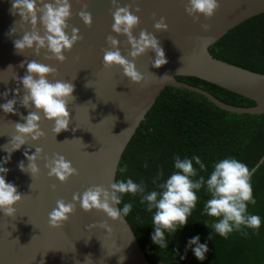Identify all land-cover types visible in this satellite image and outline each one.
Segmentation results:
<instances>
[{
    "label": "water",
    "instance_id": "water-1",
    "mask_svg": "<svg viewBox=\"0 0 264 264\" xmlns=\"http://www.w3.org/2000/svg\"><path fill=\"white\" fill-rule=\"evenodd\" d=\"M13 2L0 0V104L6 102L4 92L9 93L7 99L14 98L17 88L20 96L24 94L23 85L14 78L26 74L27 65H20L31 60L57 68L58 75L49 76V81L73 83L76 100L68 106L71 117L68 131L55 134L53 123L42 119L40 127L45 136L38 141L29 138L28 144L12 152L7 163H4L8 156L5 147L9 151L13 148L10 141L16 134L14 123L26 121L19 115L5 114L0 108V166L9 169L6 181L24 194L15 205V216L7 217L0 212V264H121L120 258L122 264H150L125 218L123 222L112 221L102 211L85 212L77 204L76 212L62 228H52L48 214L58 199L71 202L74 193L82 194L93 185L111 190L125 148L166 86L199 94L227 112L264 115V75L225 63L209 53V47L232 28L263 13L264 0H218L220 8L215 15L207 20L201 15L199 21L186 13L187 0H117L121 6L132 5L133 14L140 18L133 34L138 38L144 29L153 33L168 61L160 68L153 67L152 51L136 58V68L144 76L140 84L126 78L119 66H103L102 49L109 47L106 37L116 35L111 30L114 22L111 0H70L72 17L67 21L70 25L67 31L70 34L71 27L78 28L82 39L64 53V63L45 59L46 50H41L39 56L33 50L17 53L13 41L22 38L30 25L22 26L20 16L13 14ZM82 3L88 4L87 11L93 17L91 27L78 15ZM137 6L141 9L139 13L135 12ZM160 17L166 20L167 32L154 29ZM205 23L210 25V30L201 27ZM13 28L15 32L10 34ZM117 38L121 41L122 54L132 60L128 55L130 46L124 43L126 37ZM176 77L198 78L248 98L255 106L239 108L225 104L205 90L177 81ZM15 107L19 113L28 115L29 109L19 103ZM40 115L43 117V113ZM37 147L43 149L36 161L40 172L32 178L30 173L20 170L19 163L23 161L27 166L25 151L32 155ZM54 154L71 161L79 175L66 183L49 177L45 157ZM251 183L256 203L248 205V213L261 218L260 228L242 227L224 238L212 228L220 218H213L199 240L208 246L205 259L195 257L193 245L180 264H264V155L252 169ZM52 185H56L55 190ZM94 223L98 226L89 228ZM103 223L112 228L111 234L99 227Z\"/></svg>",
    "mask_w": 264,
    "mask_h": 264
},
{
    "label": "clouds",
    "instance_id": "clouds-1",
    "mask_svg": "<svg viewBox=\"0 0 264 264\" xmlns=\"http://www.w3.org/2000/svg\"><path fill=\"white\" fill-rule=\"evenodd\" d=\"M111 3L114 9L111 11L114 21L111 30L116 35L110 34L106 37L109 47L102 49L103 66L105 68L119 66L126 78L132 83L140 84L144 81V76L137 70L135 59L152 51L155 53L152 66L160 68L168 62L165 52L156 36L146 29L139 32L138 38L133 34V30L139 26L140 18L133 14L132 5L121 6L117 0H111ZM81 7L82 10L78 15L86 26L91 27L93 17L87 11L88 4L82 3ZM219 8L218 0H187L185 4L186 13L192 16L194 21H199L201 15L206 20L211 19ZM12 10L13 14L20 16L22 26L30 25L29 30L24 31L22 38L13 41L18 54L33 50L39 56L41 50H46L45 59L64 63L66 60L64 53L70 52L74 45L82 39L78 28L71 27L70 34L67 31L70 27L67 21L72 17L70 0H51V2L48 0H14ZM140 11L139 6L135 7L136 13ZM153 18L155 19V14ZM201 27L205 31L210 30V25L207 23L201 24ZM154 29L157 32L168 31L164 17H160L154 23ZM14 32V28L10 30V34ZM118 36L126 37L124 43L130 46L128 55L132 57V60L122 54L121 41L117 38ZM25 64L27 65L26 74L23 77L15 76L14 78L18 84L23 85L24 94L20 96L19 88L15 90L16 95L12 99H7L8 92L2 94L6 99L5 103L0 104L3 112L19 115L21 120L26 121L25 123H14L16 134L11 137L10 141L13 148L9 151L4 146L5 151L8 152L4 163L10 160L12 152L28 144L29 138L32 141H38L45 136L40 127L42 119L53 123L52 130L55 134L68 131L71 123L68 106L76 100L73 95L75 91L73 83L64 80L49 81V76L58 75L57 68L36 60L24 61L20 67H24ZM17 103L29 109L27 116L19 113L15 107ZM33 108L35 111L32 110ZM40 113H43V117ZM42 152L43 149L39 147L35 148V153L32 155L25 151L24 155L28 164L25 166L21 161L20 170L30 173L32 178L37 176L40 169L36 161ZM45 160V167L49 170L48 176L57 178L61 183H66L71 177L79 175L71 161L63 155L54 154L51 158L45 157ZM194 163L199 166V171L206 170L200 156H193L191 159L175 156V170L163 182H158L164 176V170L161 169L157 177L152 180L156 186L155 190L147 191L143 180L136 183L128 178L115 180L111 184L110 191L102 185H93L82 194L74 193L71 202L58 199L56 207L48 214V223L52 228H62L69 217L76 212L77 204L85 212L102 211L112 221L121 220L123 222V219L131 212L133 205L124 203L122 208L118 207L122 196L124 194L139 195L140 203L146 204L148 212L155 210L152 217L154 227L152 242L160 248H167L169 241L165 233L174 236L179 228L189 222L188 218L197 204V193L203 188L209 196L204 211L209 217L220 218L218 222L212 224V228L220 236L227 238L230 233L240 231L242 227L259 229L261 218L248 213V205L256 203L251 183L252 170L235 158H225L214 164L212 172L205 179L203 175H199ZM8 171L6 167L0 166V212L7 217H13L16 214L15 205L22 200L24 194L18 192L13 183L6 181L5 175ZM119 171L123 174L127 172V167H121ZM198 175L199 178L194 179ZM55 187L56 185H52L53 190ZM97 226L94 223L89 228ZM99 227L106 229L109 234L112 232V228L107 223L100 224ZM243 234L246 235V233ZM209 238L211 239V236ZM199 240L200 237L195 236L188 241V245L189 247L195 245L192 251L198 260L203 261L208 252V246L199 243ZM88 257L90 255L85 259ZM122 261L120 258L121 264Z\"/></svg>",
    "mask_w": 264,
    "mask_h": 264
},
{
    "label": "trees",
    "instance_id": "trees-1",
    "mask_svg": "<svg viewBox=\"0 0 264 264\" xmlns=\"http://www.w3.org/2000/svg\"><path fill=\"white\" fill-rule=\"evenodd\" d=\"M211 56L231 65L264 75V12L240 23L209 47ZM179 82L209 92L219 101L249 108L255 102L195 77H176ZM191 159L200 156L206 166L199 175L207 179L216 162L235 158L252 170L264 155V115L236 114L216 107L205 97L194 92L166 86L140 123L125 148L116 173V179H133L146 184V190H155L152 180L161 169L163 182L175 169L174 157ZM147 165V167L145 166ZM127 167L121 174L119 169ZM199 175L194 178L198 179ZM195 209L189 222L174 236L165 233L168 247L160 248L152 242L153 212L140 203V196L124 194L121 204L132 203L125 219L150 264H180L189 253L188 241L202 234L214 217L204 211L209 196L202 188L197 193Z\"/></svg>",
    "mask_w": 264,
    "mask_h": 264
}]
</instances>
